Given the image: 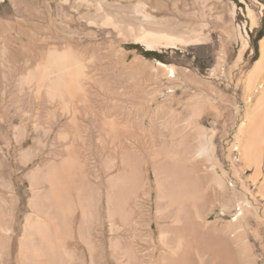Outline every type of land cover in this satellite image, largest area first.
<instances>
[{
    "label": "rangeland",
    "instance_id": "obj_1",
    "mask_svg": "<svg viewBox=\"0 0 264 264\" xmlns=\"http://www.w3.org/2000/svg\"><path fill=\"white\" fill-rule=\"evenodd\" d=\"M249 10L256 19L255 25L252 24ZM149 32L186 39L198 38L199 41L188 45L148 49L138 41V38ZM263 36L264 0H1L0 102L3 104L5 102L6 111L0 107V120L2 122L5 120L3 124H0V146L2 145L1 147L6 151V141L9 138L10 146H16L14 149L17 151L31 147L37 133L34 131L36 122L43 121L42 125L45 127L43 129H47L48 132H44L41 128L37 131L42 132L45 140V153L54 147L60 148V143L54 140L55 136L61 125L72 117L70 114H76L78 111L75 115L78 118L83 104L93 109L98 106L97 109L112 107L110 108L112 113L118 112L120 117L119 122L122 123L120 128L125 131L131 119V116L127 115L133 105L129 99V88L143 85L144 92L141 94V99L144 104L141 100L137 103L139 106L141 103V108L136 106L140 109L136 111L138 113L136 117L140 116V119L138 117L136 119H138L137 123L142 122L141 125L144 124V127L150 128L156 139H154L155 143H149L147 147H143V151L152 153L158 150V161H160L163 146L167 145L171 138L174 139L181 134V130L186 132L185 130L188 129L186 121L189 122L192 118V102L193 98H197L206 106L202 114L196 117V121L198 120V125L205 130L207 136L210 137L213 134V160L216 161L214 172L217 175H223L226 181L222 191L210 185L207 180L210 186L204 205L201 207L206 224L208 223L204 229L208 231L205 236L208 235L206 238L210 248L215 249L216 252L220 249L219 255H222L223 251H228L230 255L226 261L218 259L219 256L213 258L210 253H207L206 257L203 256L204 259L202 257V261L193 254L187 264H200V261L203 262L202 264H264V198H261L258 193V187L263 178L260 176L256 181L253 180L254 168L244 169L238 151L232 146L246 106L244 81L260 57V39ZM245 38L246 46H244ZM134 45H139L143 51L158 53V58L145 56ZM64 49L69 56L68 63L72 66L67 70L72 72L70 74L73 76L72 81L75 80V93L64 98L51 97L45 88L39 91L36 80L30 78L28 80L30 82H25L26 75L33 74L37 68L45 65L43 63L47 62L46 59L51 52H62L65 51ZM71 61L74 63L72 64ZM156 61L177 68L178 78L174 81L170 80L166 72L163 73L161 70L163 67H160ZM157 67L158 70H156ZM53 70H49V73L47 71L49 77L58 75V71L62 72L59 69ZM186 71L202 79V84L195 86L183 79L184 74L187 75ZM260 71L259 79L257 78L254 84L256 89L251 92L252 96L249 100L252 98L255 100L258 90L264 88V65ZM155 88L158 91L152 94L155 97L152 98L150 92H153ZM169 95H171L170 98ZM38 98L41 100L39 101ZM113 107L116 109L113 110ZM60 108L63 110L61 111ZM142 108L147 109L148 113ZM130 113L133 114V112ZM164 122H171L172 129L166 130L167 128L163 126ZM21 124L26 125L27 139L19 148L16 141L12 140L14 136L12 130H14L13 127ZM15 150L9 155L8 162L11 169L16 168L17 176L14 175L18 192L16 215L18 234L21 236L25 216L32 212L29 205L32 192L24 174L36 168L40 159L34 156V161L27 162L28 166H24L17 162V159L15 160ZM111 155L117 158L121 154L120 151L114 150ZM90 165L93 170H96V161L93 160ZM115 165L111 169V176H114L121 167L120 163L117 164V159ZM148 167L150 180H153L150 166ZM261 171L264 174V153L261 156ZM205 175L209 177V172ZM154 199V194L150 201L142 197L140 215L141 221L143 220V229L145 226L147 228L149 222L154 230L157 224L166 226L167 229L174 217L173 209L169 207L165 210L164 201L160 200L158 211L166 213L158 215V221H156ZM239 202L246 204V209L249 211L246 210L247 213L245 211L242 217L240 215V218L234 221L236 205ZM147 218H150L149 221ZM80 219L81 213L76 211L71 217V227L78 228ZM229 227L232 228L228 233ZM96 228L95 226V232L98 231ZM198 228L195 234L196 242L200 233ZM105 229L104 231L107 232V225ZM168 232L170 233V230ZM238 232H244L243 236L247 239L248 246L250 245L248 256L245 258L244 254L238 253L239 247L235 242ZM125 233H128L126 235L129 236L133 246L139 243L146 252L151 248L150 242L144 237L135 242L136 238L132 231ZM93 237H95L94 232ZM73 239H69L73 242L67 241V245L75 252L76 264H89L90 252L87 246L81 239L77 237ZM170 243L161 241L154 255L155 258L147 254L144 257L146 259L141 262L148 264L151 263L149 260L151 259V264H171L172 259L167 250V245ZM172 243L175 241L172 240ZM108 246L109 244L105 243L103 264H117L114 258L111 260Z\"/></svg>",
    "mask_w": 264,
    "mask_h": 264
},
{
    "label": "bare ground",
    "instance_id": "obj_2",
    "mask_svg": "<svg viewBox=\"0 0 264 264\" xmlns=\"http://www.w3.org/2000/svg\"><path fill=\"white\" fill-rule=\"evenodd\" d=\"M249 14L252 24L255 25L256 19L251 10H249ZM138 41L143 43L148 49H161L177 45L193 44L198 42L199 39H186L149 32L140 36ZM246 44L247 40L245 38L244 46ZM66 50L57 53L51 52L48 59H46L47 57L45 58L47 60L46 63H43L45 65L42 68H37L33 74L29 73L31 75H26L25 82L30 78L36 80L35 83L37 82L39 91L45 88L51 97L64 98L67 95L71 96V94L75 93V80L72 81L71 77L73 76L70 75L72 72L70 73L67 70L71 64L68 63L69 56H67ZM156 63L160 67H163L161 70L163 73L166 72L170 80L174 81V79L178 78L177 68L175 69L174 66L164 64L160 61H156ZM263 65L264 36L260 39V57L252 70L246 75L244 81V93L247 99L245 102L246 106L238 131L234 137L235 143L233 142L232 145L239 153L243 168H254L253 180L256 181L260 176L263 178L258 187V193L261 198H264V174L261 171V156L264 153V88L258 90L255 95V100H252L253 98L249 100V97L252 96L251 92L254 89V84ZM75 67L77 70V66ZM53 69L55 71L59 69L62 72L60 73L58 71V75L55 74L56 76L49 77L47 71L49 73V70ZM156 70H158V67ZM75 71H73V74H75ZM186 73L187 75L184 74L183 79L195 86L202 84V79L191 72L186 71ZM142 86L128 87L130 89L129 99L133 104L132 108L130 107V112H133V114L129 112L128 108L129 115L127 116H131V119L129 121L127 120L128 124L125 131L122 130L123 128H120L122 124L119 122L120 117L118 116V112H115V114L112 113L110 109L112 107L109 108L107 106L108 108L97 109L98 106L96 109H93L89 105L83 104L79 113L81 116L78 115L77 118L75 115L78 111L75 114L71 108L73 115H70L72 117H69L61 125L57 136H55L54 140L60 143V148L54 147L45 153V140L42 132L37 131L39 128H45L42 125L43 121L40 123L36 122V130L34 131L37 133L31 147L17 151L14 149L16 146H10L11 140L9 138L6 141V151L1 147L2 145L0 146V264H76L75 252L67 245V241L70 242L71 240L69 239H73L74 237L81 239L87 246V250L90 252L89 264H103L105 243L109 244L108 252L112 257L111 260L114 258L117 264H141V261L146 259L144 257L147 254L150 257L156 255L161 241L172 243V240L175 243L167 245V250L171 256V262L174 264H187L193 257V254H196L203 261L207 253H210L213 258L219 256L217 257L218 259L227 261L230 255L228 251H223L222 255H219L218 252L220 249L216 252L215 249L208 246V235L205 236V233L208 231L204 230L208 226V223L206 224L204 212L201 211L209 186H215L222 189V191L226 186L223 175L220 176L214 172L216 161L213 160V134L210 137L207 136L205 130L198 125V120L196 121V117L202 114L206 105L204 106V103H201L197 98H193L194 101L192 102L191 109L192 118L189 122L186 121L188 129L185 130L186 132H182L181 130V134L174 139L171 138V141L163 146L160 152L162 159L158 161V150L152 153H145L143 151V147H147L149 143H155V135L149 130L150 128L144 127V124L141 125L142 122L137 123L140 116H137L138 119H136V114H138L136 111L139 109L136 106H139L137 103L140 100L142 101L141 94L144 92V87ZM152 88L154 89V87ZM156 88L154 91L152 90L153 92H150L151 95L158 91ZM169 93L172 94L171 92ZM148 96L150 95L148 94ZM148 98L152 100L155 97L152 95V98ZM49 104L53 106V104ZM0 107H3L6 111L5 102L4 104L0 102ZM114 109L116 108L113 107ZM142 109L145 110V108ZM145 111L148 113L147 109ZM156 111L155 113L158 112ZM157 121L156 123H158ZM3 122L1 121L0 124H3ZM170 123H163V126L167 128L166 130L172 129ZM13 129L14 136L12 140H15L17 146L21 148L27 139L26 125L21 124L13 127ZM43 131L48 132L47 129H43ZM14 150L16 155L15 160L17 159V162L24 166H28V163L33 160L34 156L40 159L39 165L36 168L24 174L30 183L32 192V197L29 201L32 212L25 216L21 236L18 234V217L16 215L18 201V192L14 180L16 168L11 169L12 167L8 162L9 155ZM114 150L117 152L120 151L121 155L113 158L111 153H114ZM116 159L117 164L120 163L121 167L114 176H111L110 172L115 165ZM93 160L97 164L96 170H93L90 165ZM148 166H150L153 180H150L147 172ZM208 172L209 177L205 175ZM207 180L210 185H208ZM153 194L155 197L154 204L156 211L154 215L156 221H158V215L166 213L158 211L160 200L164 201L163 206L165 210L169 207L173 209L174 217L167 229L165 228L166 226L157 224L154 230L150 222L147 228L145 226V229H143L140 203L142 197L150 201ZM236 210L235 217L233 218L234 221H237L240 215L242 217L246 210L249 211V209H246V204L242 202L237 203ZM76 211H80L81 219L80 226L74 229L71 227V217ZM150 218H147V220ZM106 225L107 232H105ZM95 226L97 227V232H95ZM197 228L200 233L198 238L196 237L198 239L196 242L195 234ZM231 228L227 229L228 233L231 231ZM156 230L157 232H155ZM168 230H170V233ZM126 231H132V234L136 238L135 242L144 237L150 242L149 245H151V248L146 252L141 248L139 243L133 246L129 236L126 235L128 233H125ZM93 232L95 237H93ZM240 232H238L237 241L235 242L239 247L238 253L244 254L243 257L245 258L248 256L250 245L248 246L247 239L243 236L244 232ZM157 233L158 235L156 236ZM231 256H233V253ZM149 260L152 263V260ZM155 260L158 261L157 259ZM216 262L218 261L216 260ZM202 263L200 261V264Z\"/></svg>",
    "mask_w": 264,
    "mask_h": 264
},
{
    "label": "trees",
    "instance_id": "obj_3",
    "mask_svg": "<svg viewBox=\"0 0 264 264\" xmlns=\"http://www.w3.org/2000/svg\"><path fill=\"white\" fill-rule=\"evenodd\" d=\"M260 37H261V35L259 36V38ZM134 47L139 49L147 57H156V58H158V53H156L154 51H143L139 45H134Z\"/></svg>",
    "mask_w": 264,
    "mask_h": 264
}]
</instances>
